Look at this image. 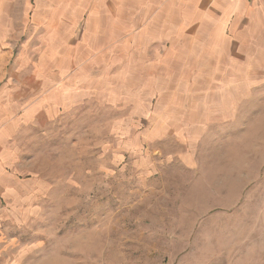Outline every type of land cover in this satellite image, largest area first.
<instances>
[{"label": "rangeland", "instance_id": "374dc122", "mask_svg": "<svg viewBox=\"0 0 264 264\" xmlns=\"http://www.w3.org/2000/svg\"><path fill=\"white\" fill-rule=\"evenodd\" d=\"M220 0H0V264H264V37Z\"/></svg>", "mask_w": 264, "mask_h": 264}, {"label": "crops", "instance_id": "0c3cea01", "mask_svg": "<svg viewBox=\"0 0 264 264\" xmlns=\"http://www.w3.org/2000/svg\"><path fill=\"white\" fill-rule=\"evenodd\" d=\"M227 28L234 38L249 40L259 46L257 38L264 37V0H220Z\"/></svg>", "mask_w": 264, "mask_h": 264}]
</instances>
